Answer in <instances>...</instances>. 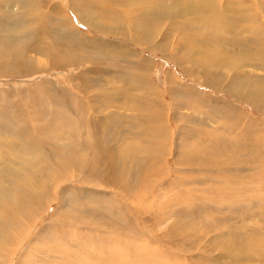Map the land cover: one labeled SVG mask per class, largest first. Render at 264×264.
<instances>
[{"label": "bare ground", "instance_id": "6f19581e", "mask_svg": "<svg viewBox=\"0 0 264 264\" xmlns=\"http://www.w3.org/2000/svg\"><path fill=\"white\" fill-rule=\"evenodd\" d=\"M45 1L0 0V7L6 8L5 13L0 16V76H16L21 78L31 76L34 73H42L43 71L60 68L65 70L66 67L79 65L87 59L90 60L92 67L83 70L78 76L74 75L68 78L67 82L71 83V85H68L74 89L77 88L74 92L63 88L53 79H45L47 80L45 82L46 86L45 84L37 83V86L32 89L33 92L21 88L14 91L0 90V135L2 132H6L8 136L7 143L0 144V147L5 148L6 146H11L13 143L18 144V146L34 149L33 153H42V160L50 162V164L46 165L38 164V167L32 170L26 180L23 181L25 184L21 182L12 186L5 182L0 173V264L13 263L15 255L17 256L18 251L29 238V233L36 228L40 219L47 213L56 200L57 196L54 195L56 187L61 191V203L59 207L57 206L58 209L53 212L52 217L60 219V216H65V221L56 220L55 225H58L56 229H64L62 231L64 238L65 234L72 232L68 225L81 228L78 231L73 230L79 239L77 245L73 246L72 237L68 235L66 237L67 243L61 249L74 250V259L79 264H84L85 258L90 262L87 257L83 258L82 255H89L99 245L111 246L110 248L114 250L113 252L121 253V258H124V261L131 260V263L138 264H184L182 262L184 260L188 261V263L190 262L189 264H242L243 260L251 264L253 261L249 255L243 256L237 247L225 245L222 242V234H216L213 229H208L205 231L206 234L202 235L200 232L197 234L176 226L174 220L169 222V215L172 214L169 211L177 205L180 208L177 215L185 213L187 217H192L190 219L201 215L207 216L212 214V211L217 210V213L223 214L221 209L217 207V198L210 197L207 191V194L204 195V191L199 190L201 188L195 187L196 184L194 182L196 181L189 173L190 171L194 172V169H201L200 171H203L205 176L208 170L212 169L216 172L218 168L223 166L226 168L223 170H228L227 172L232 176L230 177L231 180L236 181L237 174L234 173L236 177H233V170H240L241 165L246 162L250 163L257 173H261L259 177L262 179L261 182L257 178L251 179L256 181L255 187H259V183H264V137L255 135L249 126L242 124V122L246 121L256 131L260 123L253 119L248 120L247 118L249 117L244 113L245 111L242 112L235 104H230L221 97L210 96V94H206L200 89L201 86H204L206 90L213 94H224L232 100H237L254 107V110L255 108H259L260 111H255L261 112L264 115V86L259 87L250 84L252 82L251 73L243 69L245 66L243 62L248 60V58L229 59L227 56H219L218 52L213 50L199 47L193 48L189 43L182 45V47L179 46L172 52L168 44L171 43L172 37H174L173 35L170 36L173 28L171 23H166L170 18L168 17L170 12L165 7L163 9L166 10L162 12L165 16L163 19L164 24L162 25H159L160 23L145 24L146 17L142 14H135L131 20L124 15L123 17L116 15L115 21L108 23L107 18L105 17L106 20L103 18L104 16H97L90 10L86 12L82 11V7L77 8L75 6L76 0H72L70 2L74 6H71L70 10L76 21L99 35L104 37L111 36L118 41L126 43V45L116 42H104V40L99 41L98 38L91 41L83 40L82 38H78L81 35L80 31L76 29L70 20L63 16L62 29H57L58 27L52 29L50 27L48 20L44 19L43 14L42 6ZM140 1L145 6L156 3V0ZM165 1L159 0V3H164ZM34 2L38 3V5H35ZM261 2L264 3V0ZM141 8L145 9V13L148 14L152 13L156 15L161 13L159 7ZM203 8H206L208 11L210 10V7ZM209 12L211 17L210 23H207V18H203V23L207 26L216 27L219 24H226L223 20H226L227 15H223L222 13L220 15L214 14L213 10ZM203 15L206 16V13ZM164 25L168 26V28H165ZM160 27L163 29L161 30ZM8 31L12 32L13 35H9V45L7 47L4 43L3 35ZM260 34L262 39L253 38V43L258 44L261 48L259 51H252V55L256 59L264 60V27L260 28ZM24 35L25 37L22 38ZM59 35H63V39L67 35H70L71 44L76 47L84 44L85 47L96 48L95 45H97V49L104 50L106 48L102 45H105V47L111 49L110 53L115 52L121 59V62H119V65H114L109 64L108 59L101 61L97 60L95 56V58L93 56L87 58L90 55L82 56L80 53L66 52L56 45L60 40ZM136 48L149 53H159L162 57L173 60L175 66L190 80L189 82L194 81L195 84H193L197 86L189 87L187 84L182 86L174 80L170 75L171 73L167 72L165 78L169 92L167 95L161 94L162 92L155 89L149 83V78L147 77L149 71L155 65L154 62L152 63L149 57L136 54ZM6 50L7 55L5 57L4 53H6ZM29 50H31L30 52H35V55L41 56L40 59L43 60L36 59L33 62L27 59L26 54L23 53ZM170 52L172 54L168 55ZM239 64L242 67L241 71L238 69ZM120 67L124 69L121 70ZM261 69H264V67H261ZM242 71H245L247 75ZM107 74L108 76L115 75L118 78L117 82L121 84L122 82L125 83V79L128 77L132 80V90L137 91V94L131 95L129 92L131 88L127 89L129 91L126 93L130 98L134 96V99L127 98L121 92L115 95L111 94L107 101L109 104L111 97L118 102L130 100V102L136 105L137 102L141 105L148 103L147 106L151 112L147 111V113L141 114L142 118L146 121H140V115L134 117L137 122H140L139 132L142 133L148 126L162 128L161 135L158 136L156 142L154 138L145 141L142 138L137 139L142 140L148 146L141 145V141L135 139L137 143L134 141L133 146L137 144V147H140V152L141 148L144 147V152L149 151L150 155H144L140 162L134 163L129 168H127L128 164H125L124 157H121V155L119 157V153L114 149L113 144L108 146L103 154L97 151L95 153L93 150V155L92 151H86L85 149L86 146L91 144L88 135L92 134L91 136L94 140L96 139V135L100 134V129L104 136L117 131V127L114 124L116 117L104 112L102 106L104 105L103 95H99V92L96 90L97 88H102L104 91L110 93L111 89H108V86L110 87L109 83L107 82V86L102 83ZM162 95L169 97L170 103H166L167 101ZM223 99L226 102H223ZM179 106L183 107V110L188 111V113H192L191 119L188 118L184 121L182 117L178 116L179 111L182 110L178 108ZM169 107H173L174 123L178 125L175 130L180 134V141H177L178 144L174 143L172 138L166 140L167 134L171 132H169L165 123V112H167ZM98 108L103 111V114L97 111ZM89 110L93 111L87 113ZM92 112L94 114H91ZM193 115L197 119L193 118ZM207 117L208 119H206ZM213 117L217 121H220L216 123L215 127L207 125V122H210L209 124L212 126L215 124V122L210 121ZM119 118L123 123L126 122L124 113L118 115L117 119ZM52 121L54 126L50 123ZM77 121L90 123L86 125L84 131L79 128L80 131L85 133L84 135L81 132L84 138L80 137V139L84 141L83 143L77 142L79 139V135L75 131ZM61 122L67 123L72 128L70 138L61 134L58 136L54 134L53 129L57 123ZM17 124L23 126V130L20 131L17 128ZM199 128L202 129L201 132ZM141 129L143 130L141 131ZM207 130L212 134L207 133ZM129 131L130 133L133 132L130 128ZM205 137L207 139L208 137L209 139L212 138V141L209 143L219 148V151L226 149L222 153H227L230 149H234V147H230L228 138L241 139L242 142L239 146L242 147L244 145L247 151L248 156L246 161L242 164L241 160L237 161L227 156L224 159L223 155L218 157V162L214 164L213 162L212 164L205 163V158L197 155V150L195 149L196 142L206 143ZM127 145L129 146V144ZM171 146L177 152L176 157H174V168L176 175H178L176 184L186 186V188L189 186L190 188L188 192L190 195H186L184 198H174V192L178 191V188H175L176 185H172L170 180L167 179L169 168L165 167L164 161L169 155V149H173ZM95 148L97 147L95 146ZM65 151L69 152L64 154ZM69 155L71 156L68 157ZM28 163L33 164V161L30 160ZM184 168H186V171ZM130 171L133 172V175ZM237 172L241 173V171ZM238 177L243 179L245 176L242 175L241 177L239 175ZM198 178L202 177L198 176ZM73 179L75 180L73 181ZM163 179L165 180L164 182L162 181ZM74 182H79L82 187L79 188L80 190L77 189L79 192L78 197L80 198L78 199L80 201L77 203L71 197L72 195L69 194L71 190H68L69 185L71 186ZM239 182L237 183L239 184ZM144 185L146 187H143ZM240 185H242L241 187L247 186L243 183H240ZM249 188L251 189L252 187ZM244 189L245 187L243 191ZM246 192L249 191L246 190ZM170 194L173 195V199L171 200V197H168L167 201L170 202L166 204L165 200H162V197ZM176 195H179V191L176 192ZM250 196L254 195L250 194ZM194 197L197 199L196 201H193ZM229 197L231 198L232 196L229 195ZM199 200L202 203L197 204ZM85 201H92V204L101 203L104 205H101L99 209L94 205L80 208L84 207ZM156 202H160L163 205L160 208V212L150 211L155 207ZM260 202L261 204L264 203V195L260 199ZM211 204H213L214 208ZM132 208H135L137 214L142 217L141 223L144 229H139L138 225L136 223L135 225L131 221L134 220L133 214V217L130 214ZM241 210V207H237L232 211L239 213ZM144 215L147 217H144ZM116 216L118 219H116ZM215 217L216 220H219L218 215ZM262 218H264V209ZM223 220H226V218ZM219 221L222 220L220 219ZM52 224H54V221ZM51 226L53 229L54 225H50L39 230L36 235V239L39 242L41 235L50 234L56 236L50 230ZM154 228H165V232L158 234V231H153ZM252 233L251 237L255 239L251 248L264 254V235H261L262 233L258 228H255ZM117 236L123 237L127 241L128 246H118L112 242V239ZM140 237L145 238L143 239L145 240L143 243L138 241ZM206 237H209V239H206ZM211 237L213 238L211 239ZM56 238V241H53L54 244H58L59 242L57 236ZM129 241L135 245H132ZM119 242L122 241L119 240ZM119 242L117 241V243ZM79 246L83 248L81 251H84V253L74 249H78L77 247ZM158 246L167 247L168 253L172 257L165 256V253L158 255L160 253L156 250L154 251L155 247ZM86 247H89V249ZM108 248L106 247L104 250L111 252ZM178 248L180 249L179 252L177 251ZM152 252H154L156 257H160L161 260L159 262L154 260ZM174 252L185 254L187 257L183 259L185 255H182L183 257L181 256L178 260L177 258L179 257L173 254ZM197 252H199L198 255L196 254ZM100 254L102 255L103 252ZM100 254L96 252L91 253L92 260L90 264H101L100 260L102 256ZM191 254H196V256ZM111 256L115 259L113 254ZM97 257L99 258L97 259ZM21 258L29 259L33 257L32 255H23L19 258L17 264H22ZM33 259L34 264H47V261L41 257L40 260ZM120 262L122 264L121 259L117 264H120Z\"/></svg>", "mask_w": 264, "mask_h": 264}, {"label": "rangeland", "instance_id": "374dc122", "mask_svg": "<svg viewBox=\"0 0 264 264\" xmlns=\"http://www.w3.org/2000/svg\"><path fill=\"white\" fill-rule=\"evenodd\" d=\"M70 1L72 0H51V1L46 0L43 3L42 7H43L44 19L48 20L49 25L52 29H56V27H58L57 29H62V23L64 21L63 17H65L75 25L76 29L80 31L81 35L80 37H78L80 39L82 38L83 40L91 41V40H95L98 38L99 41L104 40V42H116L119 44L123 43L122 41H118L111 36L104 37L102 35H99L93 30L86 28L85 26L80 24L78 21H76L75 18L71 14L70 7L74 5H72ZM261 1L262 0H166L164 3H159V0H156L155 4L145 6L141 3L140 0H76L75 6L77 8L82 7V11L86 12L90 10L92 13H95L97 16L98 15L102 17L104 16L103 18L105 20L107 18L108 23H113L115 21L116 15H121L122 17L124 15L129 20H131V18L135 14L136 15L142 14L144 17H146L145 24L160 23L159 25L164 24L163 19L165 18V16L162 14V12L166 9H169L170 14H168V17L170 18L166 21V23H171L172 28H173L172 31L170 32V36L173 35L174 37H172L173 40L171 41V43L168 44L172 52L174 51V49L178 48L179 46L182 47V45L189 43L191 47L193 48L199 47V48H203L207 50H213V51L218 52L219 56H222V55L227 56L229 59L231 58L235 59V58H241V57L248 58V60L243 62L245 63V66L243 67V69L251 73L252 82L250 84L252 86L263 87L264 86V69H261V67H264L263 65L264 60L256 59L252 55V51L253 52H255L256 50L259 51L261 48L258 44L253 43L254 41L253 38L262 39L261 34H260V28L264 27V12H263L264 3H262ZM34 4L38 5V3L36 2H34ZM141 7H159V10L161 11V13L156 14V15L152 13L148 14V13H145V9ZM163 7H165L166 9H163ZM203 7H210V10H213L214 14L216 13L217 15H220L222 13L223 15H227L226 20H223V22L226 24L224 25L219 24L216 27L207 26L205 23H203V18H207V23H210L209 22L211 18L210 12H209L210 10L208 11L206 8H203ZM5 10L6 8L0 7V16L5 13ZM205 13H206V16L203 15ZM257 24L259 25L257 26ZM164 26L165 28H168V26L166 25ZM160 29L162 30L163 28L160 27ZM214 29L216 30L214 31ZM9 35H13V33L8 31L5 35H3L4 43L6 44L7 47L9 45ZM59 36H60V40L58 43H56V45H58L62 50L66 52L71 51L75 54L80 53L82 56L90 55L87 58L91 56L93 57L95 56L97 57V60H101V61L104 59H108L109 60L108 63L114 64V65H119V62H121V59L115 54V52L110 53L111 49L105 47V45H102L104 48H106L104 50L97 49L98 48L97 45H95L96 48L85 47L84 44H81L80 47H76L71 44L70 35H67L65 39H63V35L62 36L59 35ZM24 37L25 35L22 36V38ZM123 45H126V43H123ZM128 46H131V45H128ZM135 50L137 51L136 54H138L139 56L144 55V57L145 56L149 57L152 63L154 62L155 65L149 71L147 77L149 78L148 79L149 83H151L155 89H158L160 92H162L161 94L167 95V93L169 92V89L167 86L168 84L165 78V75L167 72L171 73L170 75L174 78V80L177 81L182 86L184 84H187L189 87L197 86V85H194L195 84L194 81H192L191 83L189 82L190 80L187 79V77L175 66V64L173 63V60H170L167 57H162V55L159 53H149V52L141 50L140 48H136ZM30 51L31 50L23 53V54H26L25 56H27V59L33 62H35L36 59L43 60V59H40L41 56L35 55V52H30ZM171 54H172L171 52L168 53V55H171ZM4 55L6 57L7 50H6V53H4ZM240 64L238 66V69L241 71L242 67ZM68 67H66L65 70L60 68V69L51 70V71H43L42 73H34L31 76H24L21 78L16 77V76H7V77L0 76V90L4 89V90L14 91V90H19L21 88V89H27V90L32 91V89H34L37 86L36 85L37 83L45 84V82L47 81L45 79H48V80L53 79L55 82L60 84L63 88L71 92H74L77 88L74 89L73 87L68 85V84L71 85V83L67 82L68 78L73 77L74 75L78 76L79 74L83 72V70L90 69L92 67V64L90 60L87 59L84 62L80 63L79 65H72L69 68ZM105 68H108V67H105ZM120 69L123 70L124 68L120 67ZM245 71H242V72L245 75H247ZM117 81H118V78L115 77V75L108 76L107 74L106 77L102 80V83L106 84V86H107V82L109 83L110 87L108 86V89H111L110 93L104 91L102 88L96 89L99 92V95H103L104 105L102 106H103L104 112L114 115L116 117L115 119L116 122L114 124L117 127V131L104 136L101 133V129H100V134L96 135V139L94 140L91 136L92 134L88 135V138L91 144L86 146L85 149L86 151H89V150L92 151L93 155H94V151L95 153L97 151L103 154L105 149L108 146L113 144L114 149L119 153V157L120 155L121 157H124L125 164H128L127 168H129L134 163L140 162V160L143 159L144 155L145 156L150 155L149 151H146L147 154L144 152V147L141 148V152H140L139 151L140 147H137V144L133 146L134 141H136L138 138H142L143 141L147 139L150 140V138H154L156 142L158 139V136L161 135L162 128H158L156 126L155 127L148 126L145 130L141 129V131L143 130L142 133L139 132L140 122H137L134 117H136L137 115H140L139 120L146 121L142 118L141 114H145L147 113V111L151 112V110L147 106L148 103L146 105H141L137 102V105H136L135 103L133 104L132 102H130V100L129 101L123 100L122 102H118V101H115L113 97H111L110 99V104L107 102L109 100L108 97L111 94L115 95L116 93H119V92H121L122 94H125V96H127V98L129 99H134L135 98L134 96L130 98V96L126 93L127 91H129L127 90L129 87L131 88V91H129L131 95L137 94V91L132 90L133 89L132 80H130L128 77L125 79V83L122 82L121 84L120 82H117ZM200 89L204 93L210 94V96H213V97L215 96L217 98L218 97L224 98L230 104H235L237 108H239L242 112L245 111L244 113L249 117L247 118L248 120L253 119L259 122L260 124L257 126L256 131L254 127L252 128V126L248 124L246 121L242 122V124L244 126H249L253 130L255 135L257 134L260 137H264V115L261 112L255 111V110L260 111L259 108L258 109L255 108L254 110L253 109L254 107L248 104H245V103H241L237 100H232L231 98H228L224 94H213L209 92L208 90H206L204 86H201ZM166 95L165 97L164 95L162 96L167 101L166 103H170V99ZM224 99L222 101L226 102ZM178 108L182 109L181 111H179L178 116L182 117L184 121H186L188 118L191 119L190 118V116H192L191 112L188 113V111L183 110V107H180V106ZM168 110L167 112H165V116H166L165 123L167 125V129H169V132L170 131L171 132L170 134H167L166 140H169L170 138H172L173 142L174 143L176 142V144H178L177 141L179 140L180 134L175 131L178 125L174 123L175 118L173 119V107L172 108L169 107ZM91 111L93 110H89L87 113H90ZM97 111L103 114V111L101 109L98 108ZM123 113L125 114V117H126V122L124 123L122 122L120 118L117 119V116ZM91 114H94V112H92ZM145 118H146V115H145ZM193 118L197 119L195 115H193ZM206 119H208V117ZM210 121L215 122L213 126L209 124L210 122L209 123L207 122V125L211 127H215L216 123L220 122V121H217L214 117L211 118ZM50 123H52L54 126L53 121ZM76 124H77V127L75 131L79 135L78 136L79 139L77 140V142L83 143L84 141L80 139V137H83L81 134L82 131H80L79 128H81L84 131L86 129V125L90 123L83 122V121H77ZM168 126H170L171 128ZM17 128L20 131L23 130V126H20L19 124H17ZM129 128L133 132L130 133ZM142 128L144 127L142 126ZM200 128H199V131L201 132L202 129ZM53 131L56 136L61 134L68 138H70L69 136H71L72 134V128L67 123H64V122H61L59 124L57 123ZM82 133L85 135L84 132ZM207 133L212 134L208 130H207ZM43 137H44V134H43ZM204 139L206 140L205 141L206 143L196 142L195 149L197 150L196 151L197 155L203 156V158H205L204 160L205 163L212 164L213 162L214 164L218 162L217 161L218 157L223 156V155H224V159L227 156L230 159L233 158L237 161L241 160L242 164L244 161H246V158L248 156L246 153L247 151L245 150L244 145L242 146L243 148L239 146L240 143L242 142L241 139L239 140L237 138H232V137L228 138L230 147L231 148L234 147V149H230V151H228L227 153H222L226 149H222V151H219L218 150L219 148L211 145L209 142L212 141V138L209 139L208 137L207 139V137H205ZM7 141H8V136L6 132H2L0 135V144H5L7 143ZM137 141H141L140 142L141 145L148 146V144H145L142 140H137ZM137 141L135 143H137ZM237 141H240V142H237ZM127 144H129V146ZM94 145L97 148H95ZM157 146L159 145L157 144ZM171 148L173 149H169L168 151L169 155L164 161L165 167L169 168L167 172V179L170 180L172 185L173 184L176 185L175 188L176 187L178 188L179 195H176V192L178 191L174 192L175 193L174 198H184L186 195L187 196L190 195L188 193L190 191V188L189 186L186 188V186H179L176 184L177 183L176 181L178 180V175H176V170L174 168V157H176L177 152L175 151L173 146H171ZM234 150H238V151H234ZM32 151H34V149L26 148L24 146H18V144H14V143L11 146H6L5 148L0 147V173L2 174L5 182L9 183L12 186L17 185L21 182L25 184V182L23 181L26 180V178L32 172V170L38 167V164H43V165L50 164V162L42 160L43 158L42 153H33ZM68 152L69 151L67 152L65 151L64 154L65 153L67 154ZM70 156L71 155H69L68 157ZM30 160L33 161V164L28 163V161ZM111 160L115 161L114 159H111ZM184 169L186 171V168ZM184 169H180V170H184ZM223 169H226V168L222 166L218 168L216 172L213 171L212 169L208 170L205 173V176H204V172L200 171L201 169L199 170L197 169L198 171L194 169L193 170L194 172L192 171L189 172L193 176L192 178H194L196 181L194 182V184H196L195 187L201 188L199 190L202 192L204 191V195H206L208 192L210 197L217 198L216 199L217 207L218 209H221L223 214L217 213L218 211L217 210V211H212V214H209L207 216L201 215L199 217H196V218L193 217V219H190L192 217H187L185 213H179L177 215L180 209L177 205V206L172 207V210L169 211L170 213H172L169 215L170 217L168 216L169 222H172L174 220L175 221L174 223L176 226L182 227L184 229H188L197 234L200 232V234L202 235L206 234L205 231H207L208 229H213L216 232V234L217 233L222 234V242L225 245H231L232 247H237L238 250L243 254V256L249 255V257L253 261L251 264H264V254L259 253L258 250H255V249L253 250V248H251L254 242V239H255V238L253 239L251 236L255 228H258L260 230V232L262 233L261 234L262 236L264 235V220H263L264 218H262L264 203L261 204L260 202V199L264 195V183L263 184L259 183L260 184L258 185L260 187L259 188V187H255L254 185L256 181L251 180L253 178H257L261 182L262 179L259 178L261 173L260 172L257 173L254 167L250 163L244 162V164L241 165L240 170L239 169L233 170V174H232L233 177L237 176L236 181L235 180L233 181V179L231 180L230 178L232 176L229 175L230 173L227 172L228 170L224 171ZM237 171H241V173H238ZM130 173L133 175V172L130 171ZM234 173H236L237 175ZM239 175H241V177L242 175L245 177L241 179L240 177H238ZM198 176L202 178H198ZM217 179L218 180L220 179V181H218ZM74 180L75 179H73V181ZM248 180H251V181H248ZM162 181L164 182L165 180L163 179ZM237 182H239V184ZM240 183L247 185V186H244L245 187L244 191H243L244 187H241L242 185H240ZM231 184L232 185L235 184V186L232 187ZM239 186H240V189H239ZM143 187H146V186L144 185ZM249 187H252V188L250 189ZM79 188H82L80 183L74 182L73 184H71V186L69 185V189H68V190H71L69 191V194L72 195L71 197L75 200L76 203L80 201L78 200L80 198L78 197L79 192L77 191V189L80 190ZM58 189L59 188L56 187L54 191V195L57 197L53 205L51 206V208L48 209L47 213L40 219L36 228H34L29 233V238L24 243V246H23L24 248L23 247L20 248L17 256L15 255L13 263L11 264H17V262H19L18 261L19 258L23 255H32L33 258L38 259V260H40V257H41L45 261H47V264H79L74 259V256H73V253H75L74 250L72 251L69 249H61V248L63 245L67 243L66 237L68 235L72 237L73 246H76L77 241L79 239L77 237V234L74 233V231H78V229L81 230V228L72 227L68 225L72 232L65 234V237L63 238L62 231H64V229L62 228L56 229L58 225H55V222H57L56 220L65 221L64 219L65 216H60V219H54L52 217L53 212H55V210L58 209L57 206L59 207L61 203V191L60 189L59 190ZM155 189L158 190L156 187ZM256 189L257 191H255ZM246 190L249 192H246ZM259 193L263 195L261 196ZM250 194L254 196H250ZM229 195L232 197L230 198ZM172 196H173L172 194L168 196H164L162 197V200L163 201L165 200L166 204H168L170 201H167V199L168 197H171V200H172L173 199ZM257 197L259 198V200ZM156 199H158V197H156ZM194 200L196 201L197 199L194 197L193 201ZM85 203L86 204H83L84 207H80V208L91 207L92 205H94L97 209H99L101 205H104L101 203L92 204V201L90 202L85 201ZM200 203H202L201 200H199L197 204H200ZM211 205L214 208L213 204ZM162 206H163L162 203L156 202L155 207H153V209H151L150 211L153 210L152 212H156V211L160 212V208ZM237 207L242 208L241 212L238 213V212L232 211ZM229 209L231 210V212ZM130 214L131 216L132 214L134 216V217L132 216L134 220H131V221H133L134 224L136 223L139 229H144V226L141 223L142 217L137 214V210L135 208H132ZM215 214L218 215L219 220L221 219L222 221H219L218 219L216 220ZM144 217H147V216L144 215ZM225 218L226 220H223ZM116 219H118L117 216H116ZM53 221H54V224H52ZM50 225H54L53 229H52V226L50 227L51 228L50 230L54 232L56 236L58 237L59 239L58 244L53 243V241H56L55 239H57L55 235H50V234L41 235L40 242L39 240L36 239V235L39 232V230L45 226L49 227ZM118 228L122 230L120 227ZM192 228L195 230H193ZM46 231H49V230H46ZM153 231L154 232L158 231V234H162L163 232H165V228L164 229L154 228ZM118 237H121V236H117L113 238L114 240L112 239V242H114L118 246L119 245L128 246L126 243L127 241H125L123 237L121 238H118ZM141 238L142 237H140L138 241L143 243L145 241L143 239L145 238H142V239ZM212 238L213 237H211V239ZM206 239H209V237H206ZM119 240L124 243L122 244V242H119ZM117 241L119 243H117ZM129 242L132 245H135L133 242L131 241ZM106 247H109L108 249H110L111 252L104 250ZM110 247L111 246L99 245L95 250H92V251L90 250L91 251L90 254L93 252H96L99 254L103 252L102 255L100 254V256H102L101 257L102 259L100 260L101 264H117V262L120 259L122 260V264H138V263H131L132 262L131 260L124 261L123 260L124 258L123 259L121 258V253L119 254V253L113 252L114 250ZM77 248L78 249L76 248L74 249L76 251L79 250V252L84 253V251H81L83 250L81 246ZM86 248L89 249V247H86ZM167 249L168 248L167 247L165 248V246H162V247L158 246V247H155L154 251L156 250L158 253H160L158 255H162L163 253H165V256L172 257L171 254L168 253L169 251ZM177 251L179 252L180 249L178 248ZM178 252H174L173 254L177 255L179 257L177 259L179 260L180 257L182 255L184 256L185 254L178 253ZM83 253H80V254H83ZM90 254L87 256H85V254L82 255L83 258L87 257L90 260L89 262L85 258L84 264L91 263L92 259H91ZM112 254L114 255L115 259L111 256ZM196 254L198 255L199 252H197ZM196 254L195 255L191 254V255L196 256ZM152 257L157 262L161 260L159 256L156 257L154 255V252H152ZM186 257L187 256L185 255L183 259H186ZM33 258H29V259L21 258V263L22 264H34L35 262ZM98 258L99 257H97V259ZM182 262L184 264L190 263V262L188 263V261L186 260ZM242 264H249V263L243 260Z\"/></svg>", "mask_w": 264, "mask_h": 264}]
</instances>
